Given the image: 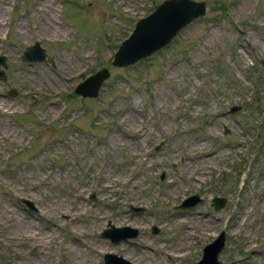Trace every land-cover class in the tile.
Instances as JSON below:
<instances>
[{
	"label": "rangeland",
	"instance_id": "rangeland-1",
	"mask_svg": "<svg viewBox=\"0 0 264 264\" xmlns=\"http://www.w3.org/2000/svg\"><path fill=\"white\" fill-rule=\"evenodd\" d=\"M161 1L0 0V264H195L221 231V264H264V0H195L165 47L111 65ZM33 42L51 63L21 61ZM100 68L97 96L73 93Z\"/></svg>",
	"mask_w": 264,
	"mask_h": 264
},
{
	"label": "water",
	"instance_id": "water-1",
	"mask_svg": "<svg viewBox=\"0 0 264 264\" xmlns=\"http://www.w3.org/2000/svg\"><path fill=\"white\" fill-rule=\"evenodd\" d=\"M176 10H180L178 14L173 15L174 19L169 20L166 23L158 26V32L154 42L145 41L141 43V35L148 34L152 29L153 24H148L157 21L161 14L165 11L172 13ZM206 10V6L203 1L195 0H162L159 4L155 5L153 10L143 17H139L134 22L133 28L129 35L121 40L113 53L111 65L116 67H126L133 63L149 57L152 53L165 47L173 37L185 26H187L192 20L203 16ZM136 43V44H134ZM21 61L24 62H52L51 57L45 58V52L37 42L26 46L20 55ZM259 64L262 68V81L264 84V60L260 59ZM0 66L5 67L4 57L0 56ZM108 71L105 68H100L93 73L87 75L84 79L79 81L73 88V93L80 95L81 97H95L98 94L104 79L108 76ZM3 73L0 70V79H2ZM14 95V91L9 94ZM231 111L235 108L231 107ZM89 200H94L93 193L89 195ZM21 204L26 208L36 211L33 203L27 199L19 198ZM200 199L196 194L185 197L174 208H189ZM224 199L214 197L211 200L210 206L214 211L223 207ZM139 210V208H132ZM156 229H152L151 233H156ZM137 235V230L128 226L113 227L108 224V227L103 229L100 233V237L108 239L111 243L117 244L119 241H124L129 238H133ZM224 234L221 231L217 237L211 242L203 245L199 259L195 264H221L218 260V253L223 249ZM103 264H131L129 261L123 259L120 256L111 253H105L102 257Z\"/></svg>",
	"mask_w": 264,
	"mask_h": 264
},
{
	"label": "bare ground",
	"instance_id": "bare-ground-1",
	"mask_svg": "<svg viewBox=\"0 0 264 264\" xmlns=\"http://www.w3.org/2000/svg\"><path fill=\"white\" fill-rule=\"evenodd\" d=\"M179 11L180 10H176V11H174V12H170V13H168L167 11L165 12H163L162 14H161V17L157 20V21H154L153 23H151V24H148L147 26H149V25H152L153 24V28L152 29H150V31L148 32V34H145V35H141V43H144L146 40L147 41H149V42H154L155 41V39H156V34H157V32H158V26H160V25H162L163 23H166L167 21H168V19L169 20H173L174 19V16L173 15H176V14H178L179 13ZM134 44H136V43H134ZM31 237L32 238H36V236L35 235H31ZM35 240V239H34ZM32 242H34V241H32ZM36 255V254H35Z\"/></svg>",
	"mask_w": 264,
	"mask_h": 264
},
{
	"label": "trees",
	"instance_id": "trees-1",
	"mask_svg": "<svg viewBox=\"0 0 264 264\" xmlns=\"http://www.w3.org/2000/svg\"><path fill=\"white\" fill-rule=\"evenodd\" d=\"M217 7H218V9L223 8L222 5H221V3H217ZM255 104H256V103H255ZM262 106H263V105H262Z\"/></svg>",
	"mask_w": 264,
	"mask_h": 264
}]
</instances>
